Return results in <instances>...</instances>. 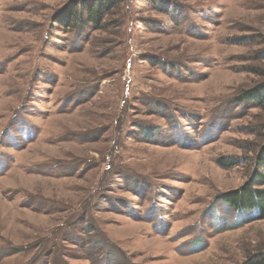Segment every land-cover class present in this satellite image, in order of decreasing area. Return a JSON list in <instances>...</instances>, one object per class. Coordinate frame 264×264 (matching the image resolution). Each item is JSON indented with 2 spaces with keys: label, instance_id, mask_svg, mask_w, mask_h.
<instances>
[{
  "label": "rangeland",
  "instance_id": "374dc122",
  "mask_svg": "<svg viewBox=\"0 0 264 264\" xmlns=\"http://www.w3.org/2000/svg\"><path fill=\"white\" fill-rule=\"evenodd\" d=\"M0 0V264H240L264 218L218 195L264 142V0ZM218 157L241 158L223 168Z\"/></svg>",
  "mask_w": 264,
  "mask_h": 264
},
{
  "label": "trees",
  "instance_id": "16d2710c",
  "mask_svg": "<svg viewBox=\"0 0 264 264\" xmlns=\"http://www.w3.org/2000/svg\"><path fill=\"white\" fill-rule=\"evenodd\" d=\"M115 0H81L72 1L55 13V21L70 26L83 20L100 28L101 22L111 9ZM240 102L249 101L257 106H264V82L242 91L237 97ZM241 158L218 157L216 163L223 168L239 165ZM218 199L238 212L256 211L255 218H264V142L255 153L253 168L247 178L236 188L226 190ZM240 264H264V251L253 253Z\"/></svg>",
  "mask_w": 264,
  "mask_h": 264
}]
</instances>
